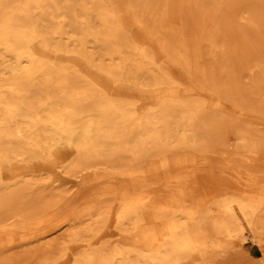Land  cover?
I'll list each match as a JSON object with an SVG mask.
<instances>
[{
    "label": "bare ground",
    "instance_id": "obj_1",
    "mask_svg": "<svg viewBox=\"0 0 264 264\" xmlns=\"http://www.w3.org/2000/svg\"><path fill=\"white\" fill-rule=\"evenodd\" d=\"M124 87L139 97H123ZM255 115L263 124L264 0H0V215L17 216L11 227L33 236L46 194L35 189L58 170L92 169L98 202L70 225L62 248L49 249L67 254V264L220 257L246 236L233 203L264 248V175L250 179L246 195L212 204L188 175L146 178L156 159L163 169L186 166L169 158L202 151L219 132L236 140L226 150L254 175L250 156L264 152V135L236 117ZM64 146L76 153L60 165ZM107 226L114 245L92 247Z\"/></svg>",
    "mask_w": 264,
    "mask_h": 264
},
{
    "label": "rangeland",
    "instance_id": "obj_2",
    "mask_svg": "<svg viewBox=\"0 0 264 264\" xmlns=\"http://www.w3.org/2000/svg\"><path fill=\"white\" fill-rule=\"evenodd\" d=\"M119 93L127 98L130 96L139 97L137 93L126 89V87L120 90ZM242 97L244 99L249 98L245 92H242ZM262 97L263 95L254 98L259 99ZM143 106L140 103L137 110H142ZM236 118H238L236 121L239 124L241 123L240 125L244 128L255 134L264 135V123H261L257 115L254 117L249 116L245 120L244 118ZM235 143L236 140L232 136H225L224 133L219 132L214 141L206 145L202 151L180 153L176 157L169 158V161L178 160L180 163L185 161L186 166L171 165L169 168L163 169L160 161L156 159L153 166H151V173L146 178L161 184L170 182L180 174L188 175L190 181L192 179L196 182L192 183L191 181L189 188L198 189V192L203 196L202 201L207 204L220 203L225 199V196L239 197L246 195L245 190L248 189L246 184H250V179L255 178L260 182L264 175V152L258 156H250L258 165L254 167L255 169L250 167L251 170H255L254 175H252L246 168L247 166L242 165L244 164L242 161L244 157H236L226 150L228 147L231 149V146ZM75 153V150L69 146L61 147L57 154L59 164L63 165L66 159H72ZM130 161V157H125L124 162ZM148 161L149 157H146L141 162L140 167L147 166ZM36 165L40 166L41 163L36 162ZM124 180L123 185H131L129 181L125 182ZM44 184L41 190L35 189L37 194L43 190L46 194L43 199H40L42 202L36 206L38 228L36 226V232L33 236L25 233L27 231H23L17 225L11 227V225L18 224L20 221L17 216L0 215V233H3L5 237L7 235L6 243L0 246V264H38L44 261L41 259L45 257L57 258V264L68 263L67 254L64 256V252L60 249L53 252L49 251L50 246L58 242L57 244H61L59 248L63 247L64 242L68 240L66 234L70 229V225L80 226L81 221L77 219L78 215L87 205L92 206L93 203L98 202V196L102 188H100L101 185L97 181L93 170L85 167L76 168V171L72 173L58 170L57 174H54L51 180L46 181ZM90 202L93 203L89 204ZM31 205L27 202L20 203L15 206V211L18 212L20 209H26ZM106 205H110V202H106ZM232 207L241 227L244 229L245 240L241 241L234 238L229 241L225 247V254L220 257L211 252L205 258L197 256L194 260L187 258L182 260L180 264H209L210 260L215 258L216 262L214 264H264V248L256 242L257 239L247 221L243 218L238 205L233 203ZM72 219H74L73 222H71ZM45 233L49 235L46 236ZM96 235L91 239V245L95 248H100L103 242L111 247L116 240L114 231L108 226ZM85 247V243L79 244L78 251H82Z\"/></svg>",
    "mask_w": 264,
    "mask_h": 264
}]
</instances>
